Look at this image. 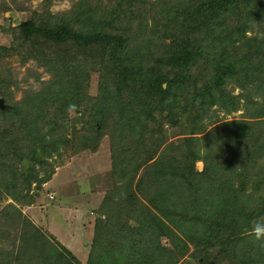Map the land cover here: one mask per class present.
<instances>
[{"label": "trees", "instance_id": "obj_1", "mask_svg": "<svg viewBox=\"0 0 264 264\" xmlns=\"http://www.w3.org/2000/svg\"><path fill=\"white\" fill-rule=\"evenodd\" d=\"M50 2L5 29L25 43L0 46V62L25 47L50 73L28 98L0 109V186L51 178L50 171L46 178L33 169L19 173L14 164L44 166L61 147L75 146L67 137L74 104L85 123L81 138L107 134L114 146L113 189L100 204L111 216L93 219L85 264H176L189 243L203 264H264V244L250 230L252 221L264 223V0H78L55 14ZM90 71L100 73L94 98L86 89ZM243 105L248 118L215 124L218 109ZM164 122L186 126L178 143L164 142ZM224 173L244 177L240 188L230 189ZM129 209L137 215L127 230L121 219ZM35 231L24 237L31 264L76 263L69 249L57 243L66 256L49 249ZM163 237L170 247L160 244ZM21 253L0 262L24 264Z\"/></svg>", "mask_w": 264, "mask_h": 264}, {"label": "rangeland", "instance_id": "obj_2", "mask_svg": "<svg viewBox=\"0 0 264 264\" xmlns=\"http://www.w3.org/2000/svg\"><path fill=\"white\" fill-rule=\"evenodd\" d=\"M50 1L49 9L55 14L69 10L78 0ZM102 1L106 5L112 3V0ZM44 3L45 0H0V46H11L16 41L13 34L5 32L9 25L17 28L24 20L32 17L34 12L42 11ZM156 9L157 7L153 11ZM258 27L259 24L256 27L254 25V29L257 28V34L260 33L259 36H262L263 32H260ZM135 31L133 30V33ZM252 32L253 30L247 32V34L250 35ZM18 41L25 43L21 38H18L16 43ZM137 43L135 42V44ZM24 48L11 51L10 56H5L0 62V80L5 82V87L2 84L0 88L2 90L0 97L10 106L11 102H20L28 98L27 90H38L43 86V82L50 78V73L46 71L38 58L34 57V55L38 57L36 51ZM132 51L133 49L131 50L132 55L137 56ZM159 54H161V51L156 50V55ZM153 55L155 56V54ZM99 82L100 73L98 71H90L86 86L89 97L94 98L99 94ZM163 85L166 87V83ZM229 87L233 88V93L235 94L241 92L235 84H230ZM92 101L90 100V102ZM90 102L88 103L89 105ZM89 110H94L91 105ZM217 111L218 117L215 124L233 119H246L250 115L249 108L244 105L240 106L238 110L229 113L220 109ZM71 116L67 137L73 138L69 146L72 143L75 146L61 147L59 154L52 153L51 156L46 157L48 163L44 166L40 164L34 165L28 159H24L26 165L23 164L24 160H22L20 165L19 163L14 164L17 169L15 171L20 173L23 169L25 172H28V169H33L38 171L41 178H46L49 171L53 172L49 180L41 184L31 180L28 186H25V183L19 185V187H14L13 184L16 185L15 181L6 187L0 186V258L4 254L10 256L9 253L21 251L23 253H21L22 256H17L18 261L24 264L33 263L34 261H31V251L28 249L29 243L24 240V237L36 233L35 228H38L40 232L38 240H43L46 247H49V249L52 247L51 250L57 248V251L66 256V251L62 250V247L60 248L57 244L60 243L79 260H75L76 263L70 260L69 263L85 264L86 257L92 251L94 221H96L97 217L111 216L109 211L104 212L100 208V204L103 199H108L109 190L113 189V176L108 165L112 152V142L107 134L99 140L89 139L88 137L81 138V135H86L84 134L85 130H82L85 123L80 121V117H78L80 113L76 110L75 115L71 114ZM212 126L213 124L208 126L207 129ZM163 128V135L166 138L164 142L166 144L171 142L172 144L178 143L186 132L185 125L172 127L169 122H164ZM48 129V126H44L41 131ZM195 135L201 134L197 133ZM113 144H117L116 138ZM259 161L262 162L263 160ZM204 166L203 160H198L196 161L195 169L201 171ZM238 170L236 169L235 172H238ZM224 174V177L232 179V185H229L230 189L240 188L239 186L243 182L244 177H240V174ZM252 190V184L249 182L245 192L251 193ZM49 195L52 197H49ZM29 197H31V200ZM142 202H145L146 206L149 205L146 201ZM105 208L107 207L105 206ZM126 214L124 219L122 218L121 220L125 221L126 225L123 224V226L128 230L131 227H135L136 222L134 219L137 211L129 209ZM250 224V230L253 232L255 223L252 221ZM177 232L182 237V234L179 231ZM160 244L170 247L169 239L165 237L161 239ZM97 247L100 248V246ZM193 249V245L189 243V250L184 254L181 262L179 261L176 264H203V262L195 260L196 257L193 258L191 255ZM106 251L107 249L103 247L102 250L94 253L92 255L93 260L90 262L96 263L98 257L101 254H105ZM104 264L109 263L105 261Z\"/></svg>", "mask_w": 264, "mask_h": 264}, {"label": "clouds", "instance_id": "obj_3", "mask_svg": "<svg viewBox=\"0 0 264 264\" xmlns=\"http://www.w3.org/2000/svg\"><path fill=\"white\" fill-rule=\"evenodd\" d=\"M76 108L77 106L73 104L69 105L67 110L69 113L75 115ZM253 234L257 241H261L264 244V223L257 222L253 228Z\"/></svg>", "mask_w": 264, "mask_h": 264}, {"label": "water", "instance_id": "obj_4", "mask_svg": "<svg viewBox=\"0 0 264 264\" xmlns=\"http://www.w3.org/2000/svg\"><path fill=\"white\" fill-rule=\"evenodd\" d=\"M9 108H10V105L6 104L4 102V99L2 97H0V109L1 110H7ZM23 164L26 165V161L25 160L23 161Z\"/></svg>", "mask_w": 264, "mask_h": 264}, {"label": "built area", "instance_id": "obj_5", "mask_svg": "<svg viewBox=\"0 0 264 264\" xmlns=\"http://www.w3.org/2000/svg\"><path fill=\"white\" fill-rule=\"evenodd\" d=\"M49 197H52L51 195H49Z\"/></svg>", "mask_w": 264, "mask_h": 264}]
</instances>
